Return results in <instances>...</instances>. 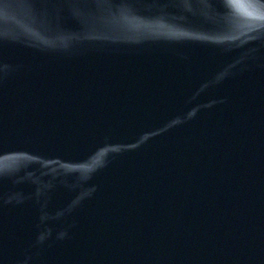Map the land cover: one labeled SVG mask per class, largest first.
Listing matches in <instances>:
<instances>
[{
  "label": "water",
  "instance_id": "1",
  "mask_svg": "<svg viewBox=\"0 0 264 264\" xmlns=\"http://www.w3.org/2000/svg\"><path fill=\"white\" fill-rule=\"evenodd\" d=\"M0 264H264V0H0Z\"/></svg>",
  "mask_w": 264,
  "mask_h": 264
}]
</instances>
